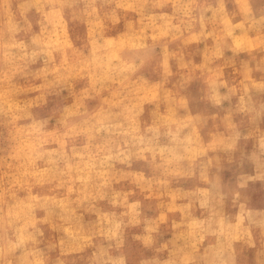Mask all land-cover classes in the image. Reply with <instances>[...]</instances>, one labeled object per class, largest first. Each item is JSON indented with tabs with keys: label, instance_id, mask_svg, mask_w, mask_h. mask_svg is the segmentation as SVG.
<instances>
[{
	"label": "rangeland",
	"instance_id": "rangeland-1",
	"mask_svg": "<svg viewBox=\"0 0 264 264\" xmlns=\"http://www.w3.org/2000/svg\"><path fill=\"white\" fill-rule=\"evenodd\" d=\"M0 28V264H264V0H0Z\"/></svg>",
	"mask_w": 264,
	"mask_h": 264
},
{
	"label": "bare ground",
	"instance_id": "bare-ground-1",
	"mask_svg": "<svg viewBox=\"0 0 264 264\" xmlns=\"http://www.w3.org/2000/svg\"><path fill=\"white\" fill-rule=\"evenodd\" d=\"M8 1H9V0H8ZM10 1H11V0H10ZM34 1H35V0H34ZM61 1H62V0H61ZM212 1H213V0H212ZM224 1H225V0H224ZM38 2H39V1H37L36 3H38ZM63 2H64V1H63ZM177 2H178V1H177ZM189 2H190V1H189ZM196 2H197V1H196ZM207 2H208V1H207ZM235 2H236V1H235ZM10 3H11V2H10ZM18 3H19V2H18ZM20 3H21V2H20ZM20 3H19V5H20ZM34 3H35V2H34ZM36 3H35V4H36ZM158 3H159V2H158ZM187 3H188V2H187ZM213 3H214V2H213ZM207 4H208V3H207ZM216 4H217V3H216ZM225 4H226V3H225ZM180 5H181V4H180ZM199 5H200V3H199ZM205 5H206V4H205ZM24 6H25V5H24ZM24 6H23V7H24ZM127 6H128V5H127ZM134 6H135V5H134ZM155 6H156V5H155ZM158 6H160V5H158ZM206 6H207V5H206ZM62 7H63V6H62ZM16 8H17V7H16ZM25 8H26V7H25ZM186 8H187V7H186ZM246 8H247V7H246ZM248 8H249V7H248ZM256 8H257V7H256ZM261 8H262V7H261ZM135 9H136V7H135ZM187 9H188V8H187ZM224 9H225V8H224ZM224 9H223V10H224ZM259 9H260V8H259ZM8 10H10V9H8ZM8 10H7V11H8ZM27 10H28V9H27ZM38 10H39V9H38ZM175 10H176V9H175ZM210 10H211V9H210ZM223 10H222V11H223ZM33 11H34V10H33ZM76 11H77V10H76ZM173 11H174V10H173ZM184 11L187 12L186 10H184ZM184 11H183V13H184ZM220 11H221V10H220ZM222 11H221V13H222ZM8 12H9V11H8ZM29 12H30V11H29ZM136 12H137V11H136ZM150 12H151V11H150ZM176 12H177V10H176ZM207 12H208V11H207ZM239 12H240V11H239ZM247 12H248V11H247ZM9 13H10V12H9ZM9 13H8V14H9ZM84 13H85V12H84ZM84 13H83V14H84ZM86 13H87V11H86ZM241 13H242V12H241ZM244 13H245V12H244ZM252 13H253V12H252ZM115 14L117 15V13H115ZM166 14H167V13H165V15H166ZM222 14H223V13H222ZM6 15H7V14H6ZM59 15L61 16V14H59ZM84 15H85V14H84ZM86 15H88V14H86ZM111 15H112V13H111ZM151 15H152V14H151ZM167 15H168V14H167ZM172 15H173V14H172ZM184 15H185V14H184ZM190 15H191V14H190ZM199 15H201V14H199ZM203 15H204V14H203ZM207 15H208V14H207ZM209 15H210V14H209ZM244 15H245V14H244ZM246 15H247V14H246ZM258 15H259V14H258ZM99 16H100V15H99ZM109 16H110V15H109ZM112 16H113V15H112ZM133 16H134V14H133ZM143 16H144V15H143ZM177 16H178V15H177ZM223 16H224V15H223ZM250 16H251V15H250ZM84 17H86V16H84ZM100 17H101V16H100ZM113 17H116V16H113ZM202 17H203V16H202ZM258 17H259V16H258ZM60 18H62V17H60ZM77 18H78V17H77ZM110 18H111V17H110ZM210 18H211V17H210ZM239 18H240V17H239ZM253 18H254V17H253ZM253 18H252V20H253ZM262 18H263V17H262ZM74 19H75V18H74ZM85 19H86V18H85ZM115 19H116V18H115ZM132 19H133V18H132ZM134 19H135V17H134ZM134 19H133V20H134ZM236 19H238V18H236ZM236 19H235V20H236ZM258 19H259V18H258ZM11 20H12V19H11ZM98 20H99V19H98ZM113 20H114V19H113ZM113 20H112V21H113ZM116 20H117V19H116ZM127 20H128V19H127ZM136 20H137V19H136ZM157 20H158V19H157ZM211 20H212V19H211ZM230 20H231V19H230ZM247 20H249V19H247ZM252 20H251V21H252ZM6 21H7V20H6ZM99 21H100V20H99ZM237 21H238V20H237ZM257 21H258V20H257ZM7 22H8V21H7ZM10 22H11V21H10ZM10 22H9V23H10ZM13 22H14V21H13ZM13 22H12V23H13ZM240 22H241V21H240ZM240 22H238V23H240ZM139 23H140V22H139ZM163 23H164V22H163ZM198 23H199V22H198ZM211 23H212V21H211ZM238 23H237V26L235 25V28L238 27ZM17 24H18V23H17ZM98 24H99V23H98ZM161 24H162V23H161ZM241 24H242V23H241ZM249 24H250V23H249ZM252 24H254V23H252ZM256 24H257V22H256ZM15 25H16V24H15ZM146 25H147V24H146ZM171 25H172V24H171ZM196 25H198V24H196ZM203 25H204V24H203ZM104 26H105V25H104ZM164 26H165V25H164ZM164 26H162V27H164ZM180 26H181V25H180ZM198 26H199V25H198ZM257 26H258V24H257ZM17 27H18V26H17ZM54 27H55V26H54ZM94 27H96V26H94ZM167 27H168V25H167ZM185 27H186V25H185ZM200 27H201V26H200ZM241 27H242V26H241ZM101 28H102V26H101ZM170 28H172V27H170ZM181 28H182V27H181ZM196 28H197V27H196ZM203 28H204V27H203ZM0 29H1V28H0ZM11 29H13V28H11ZM54 29H56V28H54ZM54 29H52V30H54ZM133 29H134V27H133ZM148 29H149V28H148ZM166 29H167V28H166ZM179 29H180V28H179ZM40 30H41V29H40ZM134 30H135V29H134ZM154 30H155V29H154ZM180 30H181V29H180ZM189 30H190V29H189ZM202 30H203V29H202ZM238 30H239V29H238ZM240 30H241V29H240ZM242 30H243V29H242ZM245 30H246V29H245ZM56 31H57V30H56ZM143 31H145V30H143ZM143 31H142V32H143ZM159 31H160V29H159ZM15 32H16V30H15ZM20 32H21V31H20ZM183 32H184V31H183ZM192 32H194V31H192ZM202 32H203V31H202ZM204 32H205V31H204ZM209 32H210V31H209ZM211 32H212V31H211ZM211 32H210V33H211ZM220 32H221V31H220ZM243 32H244V31H243ZM56 33H57V32H56ZM119 33H120V32H119ZM184 33H185V32H184ZM194 33H195V32H194ZM194 33H192V34H194ZM215 33H216V32H215ZM230 33H231V32H230ZM230 33H228L229 36H230ZM255 33H256V32H255ZM87 34H88V33H87ZM123 34H124V33H123ZM196 34H197V33H196ZM208 34H209V33H208ZM226 34H227V33H226ZM245 34H246V32H245ZM259 34H260V33H259ZM1 35H2V34H1ZM216 35H217V34H216ZM237 35H238V34H237ZM247 35H248V34H247ZM40 36H41V35H40ZM154 36H155V35H154ZM209 36H211V35H209ZM239 36H240V35H239ZM243 36H244V33H243ZM0 37H1V36H0ZM62 37H63V36H62ZM112 37H113V36H112ZM112 37H111V38H112ZM179 37H180V35H179ZM194 37H195V36H194ZM39 38H40V37H39ZM92 38H93V37H92ZM145 38H146V37H145ZM242 38H243V37H242ZM244 38H245V36H244ZM249 38H250V37H249ZM2 39H3V38H2ZM208 39H209V38H208ZM222 39H223V38H222ZM240 39H241V38H240ZM0 40H1V39H0ZM183 40H184V39H182V41H183ZM185 40H186V39H185ZM206 40H207V39H206ZM217 40H218V39H217ZM227 40H228V39H227ZM236 40H237V38H236ZM241 40H242V39H241ZM250 40H251V39H250ZM250 40H249V41H250ZM23 41H24V40H23ZM57 41H58V39H57ZM63 41H64V40H63ZM69 41H70V40H69ZM113 41H114V40H113ZM145 41H147V40H145ZM211 41H212V40H211ZM211 41H210V43H211ZM220 41H222V40H220ZM239 41H240V40H239ZM239 41H238V42H239ZM242 41H244V40H242ZM246 41H247V40H246ZM246 41H245V42H246ZM3 42H4V41H3ZM59 42H61V41L59 40ZM114 42H115V41H114ZM187 42H188V41H187ZM189 42H190V41H189ZM202 42H203V41H202ZM232 42H233V41H232ZM247 42H248V41H247ZM18 43H19V42H18ZM22 43H23V42H22ZM28 43H29V42H28ZM38 43H39V42H38ZM47 43H48V42H46V44H47ZM70 43H71V42H70ZM235 43H236V42H235ZM259 43H260V42H259ZM60 44H61V43H60ZM62 44H63V43H62ZM67 44H68V42H67ZM67 44H66V45H67ZM71 44H72V43H71ZM91 44H92V43H91ZM91 44H90V45H91ZM111 44H112V43H111ZM111 44H110V45H111ZM118 44H119V43H118ZM212 44H213V43H212ZM233 44H234V43H233ZM252 44H253V43H252ZM260 44H261V43H260ZM260 44H259V45H260ZM49 45H50V44H49ZM51 45H52V44H51ZM64 45H65V43H64ZM122 45H123V44H122ZM243 45H244V43H240V42L237 43V46H243ZM23 46H24V45H23ZM58 46H59V44H58ZM67 46H68V45H67ZM69 46H71V45H69ZM105 46H106V45H105ZM120 46H121V44H120ZM248 46H249V45H248ZM252 46H253V45H252ZM263 46H264V45H263ZM3 47H4V45H3ZM6 47H7V46H6ZM127 47H128V46H127ZM146 47H147V46H146ZM151 47H152V46H151ZM167 47H168V46H167ZM210 47H211V46H210ZM234 47H235V46H234ZM234 47H233V48H234ZM246 47H247V46H246ZM48 48H49V47H48ZM58 48H59V47H58ZM138 48H139V47H138ZM231 48H232V47H231ZM7 49H9V48L7 47ZM83 49H84V48H83ZM102 49H103V48H102ZM133 49H134V48H133ZM235 49H237V48H235ZM247 49H248V48H247ZM32 50H33V49H32ZM80 50H81V49H80ZM84 50H85V49H84ZM99 50H100V49H99ZM99 50H98V51H99ZM216 50H217V49H216ZM219 50H220V48H219ZM219 50H217V51H219ZM244 50H245V48H244ZM262 50H263V49H262ZM95 51H96V50H95ZM194 51H195V50H194ZM198 51H199V50H198ZM236 51H238V49H237ZM236 51H235V52H236ZM204 52H205V51H204ZM208 52H209V51H208ZM34 53H35V52H34ZM34 53H33V54H34ZM79 53H80V52H79ZM79 53H78V54H79ZM191 53H192V52H191ZM198 53H199V52H198ZM205 53H206V52H205ZM33 54H31V56H32ZM69 54H70V53H69ZM81 54H82V53H81ZM84 54H85V53H84ZM86 54H88V53H86ZM86 54H85V55H86ZM95 54H96V53H95ZM114 54H117V53L114 52ZM203 54H204V53H203ZM207 54H208V53H207ZM232 54H233V53H232ZM92 55H94V54H92ZM190 55H191V54H190ZM224 55H225V54H224ZM234 55H235V54H234ZM244 55L246 56V54H244ZM256 55H257V54H256ZM50 56H51V58H52V59H51V58H50V59H51V60H54L51 54H50ZM68 56H69V55H68ZM70 56H71V55H70ZM86 56H87V55H86ZM179 56H180V55H179ZM204 56H205V55H204ZM221 56H222V55H221ZM63 57H64V56H63ZM83 57H85V56H83ZM93 57H94V56H93ZM162 57H163V56H162ZM182 57H183V56H182ZM186 57H187V56H186ZM217 57H219V56L217 55ZM246 57H247V56H246ZM64 58H65V57H64ZM107 58H108V56H107ZM180 58H181V57H180ZM187 58H189V57H187ZM192 58H193V57H192ZM192 58H190V59H192ZM212 58H213V57H212ZM227 58H228V57H227ZM5 59H6V58H5ZM23 59H24V58H23ZM50 59H49V60H50ZM112 59H113V58H112ZM112 59H111V60H112ZM119 59H120V58H119ZM162 59H163V58H162ZM207 59H209V58H207ZM95 60H96V59H95ZM107 60H108V59H107ZM109 60H110V59H109ZM111 60H110V61H111ZM200 60H201V59H200ZM220 60H221V59H220ZM243 60H244V59H243ZM57 61H58V60H57ZM120 61H122V60L120 59ZM178 61H179V60H178ZM184 61H185V60H184ZM208 61H209V60H208ZM212 61H213V60H211V62H212ZM49 62H50V61H48V63H49ZM51 62H52V61H51ZM64 62H65V61H64ZM153 62H154V60H153ZM174 62H175V61H174ZM204 62H205V60H204ZM220 62H221V61H220ZM234 62H236V61H234ZM248 62H249V61H248ZM66 63H67V61H66ZM83 63H84V61H83ZM162 63H163V62H162ZM209 63H210V61H209ZM232 63H233V62H232ZM232 63H231V64H232ZM249 63H250V62H249ZM72 64H73V63H72ZM89 64H90V62H89ZM119 64H120V63H119ZM223 64H224V63H223ZM239 64H240V63H239ZM251 64H252V63H251ZM8 65H9V64H8ZM65 65H66V64H65ZM91 65H92V64H91ZM129 65H132V64H129ZM148 65H149V64H148ZM176 65H177V64H176ZM194 65H195V64H194ZM194 65H193V66H194ZM229 65H230V64H229ZM229 65H227V66H229ZM254 65H255V64H254ZM63 66H64V65H63ZM66 66H67V65H66ZM66 66H64V67H66ZM81 66H82V65H81ZM132 66H134V65H132ZM142 66H143V65H142ZM142 66H141V67H142ZM185 66H186V65H185ZM200 66H201V64H200ZM202 66H203V65H202ZM78 67H79V66H78ZM78 67H77V68H78ZM83 67H84V66H83ZM83 67H82V68H83ZM112 67H113V66H112ZM126 67H127V66H126ZM150 67H151V66H150ZM152 67H153V66H152ZM198 67H199V66H198ZM7 68H8V67H7ZM7 68H6V69H7ZM77 68H76V69H77ZM121 68H122V67H121ZM121 68H120V69H121ZM130 68H131V67H130ZM167 68H168V67H167ZM175 68H176V67H175ZM221 68H222V67H221ZM253 68H254V67H253ZM47 69H49V67H48ZM53 69H54V68H53ZM73 69H75V68L73 67ZM136 69H137V68H136ZM169 69H170V68H169ZM172 69H174V68H172ZM201 69H202V67H201ZM8 70H9V69H8ZM105 70H106V69H105ZM170 70H171V69H170ZM214 70H215V69H214ZM10 71H11V69H10ZM30 71H31V70H30ZM46 71H47V70H46ZM46 71H45V72H46ZM48 71H49V70H48ZM71 71H72V69H71ZM71 71H69V72H71ZM77 71H78V70H77ZM114 71H116V70H114ZM125 71H126V70H125ZM130 71H131V70H130ZM168 71H169V70H168ZM67 72H68V71H67ZM78 72H79V71H78ZM112 72H113V71H112ZM121 72H122V70H121ZM148 72H149V71H148ZM164 72H165V71H164ZM169 72H170V71H169ZM192 72H193V70H192ZM214 72H215V71H214ZM217 72H219V71H217ZM217 72H216V73H217ZM1 73H2V72H1ZM38 73H39V72H38ZM40 73H41V75H42V72H40ZM101 73H102V72H101ZM116 73H117V72H116ZM130 73H131V72H130ZM179 73H180V72H179ZM211 73H212V72H211ZM263 73H264V72H263ZM4 74H5V73H4ZM91 74H92V73H91ZM102 74H103V73H102ZM106 74H107V73H106ZM132 74H133V73H132ZM220 74H221V73H220ZM2 75H3V74H2ZM26 75H27V74H26ZM28 75H29V74H28ZM32 75H33V74H32ZM34 75H35V74H34ZM62 75H63V74H62ZM89 75H90V74H89ZM89 75H88V76H89ZM97 75H98V74H96V78H97ZM118 75H119V74H118ZM162 75H163V74H162ZM164 75H166V74H164ZM180 75H181V74H180ZM198 75H199V74H198ZM201 75H202V74H201ZM245 75H246V74H245ZM253 75H254V74H253ZM7 76H8V75H7ZM52 76H53V75H52ZM218 76H219V75H218ZM256 76H257V75H256ZM262 76H263V75H262ZM11 77H12V76H11ZM69 77H70V76H69ZM76 77H77V76H76ZM98 77H99V76H98ZM112 77H113V76H112ZM162 77H163V76H162ZM164 77H165V76H164ZM43 78H44V77H43ZM87 78H88V77H87ZM90 78H91V77H90ZM94 78H95V76H94ZM102 78H103V77H102ZM123 78H124V77H123ZM125 78H126V77H125ZM170 78H171V77H170ZM261 78H262V77H261ZM261 78H260V79H261ZM6 79H7V78H6ZM13 79H14V78H13ZM54 79H55V77H54ZM74 79H76V78H74ZM145 79H146V77H145ZM145 79H144V80H145ZM163 79H164V78H163ZM167 79H168V78H167ZM202 79H203V78H202ZM8 80H9V79H8ZM10 80H11V79H10ZM91 80H92V79H91ZM91 80H90V82H91ZM102 80H103V79H102ZM105 80H106V79H105ZM170 80H171V79H170ZM177 80H178V79H177ZM258 80H259V79H258ZM1 81H2V80H1ZM68 81H70V80H68ZM92 81H93V80H92ZM96 81H97V80H96ZM100 81H101V79L99 80V82H100ZM164 81H165V79H164ZM181 81H182V80H181ZM213 81H214V80H213ZM247 81H248V80H247ZM5 82H6V81H5ZM8 82H9V81H8ZM45 82H46V81H45ZM45 82H44V83H45ZM66 82H67V81H66ZM79 82H80V81H79ZM145 82H146V81H145ZM157 82H158V81H157ZM162 82H163V81H162ZM162 82H161V83H162ZM194 82H195V81H194ZM196 82H197V81H196ZM205 82H206V81H205ZM216 82H218V81L216 80ZM41 83H42V82H41ZM92 83H93V82H92ZM100 83H101V82H100ZM121 83H122V82H121ZM137 83H138V82H137ZM207 83H208V82H207ZM256 83H257V82H256ZM258 83H260V82H258ZM51 84H52V83H51ZM90 84H91V83H90ZM102 84H105V83H102ZM102 84H101V85H102ZM126 84H127V83H126ZM140 84H141V83H140ZM142 84H143V83H142ZM159 84H160V83H159ZM200 84H201V83H200ZM202 84H203V83H202ZM208 84H209V83H208ZM214 84H216V83L214 82ZM250 84H251V83H250ZM49 85H50V84H49ZM204 85H205V84H204ZM233 85H234V84H233ZM254 85L256 86L255 83H254ZM254 85H253V86H254ZM260 85H261V84H260ZM262 85H263V84H262ZM262 85H261V86H262ZM9 86H10V85H9ZM46 86H48V85H46ZM71 86H72V85H71ZM141 86H143V85H141ZM149 86H150V85H149ZM149 86H148V87H149ZM194 86H195V85H194ZM200 86H201V85H200ZM208 86H209V85H208ZM212 86H214V85H212ZM257 86H258V85H257ZM101 87H102V86H101ZM131 87H133V86H131ZM143 87H144V86H143ZM143 87H142V88H143ZM215 87H216V86H215ZM215 87H214V88H215ZM259 87H260V86H259ZM21 88H22V87H21ZM27 88H28V87H27ZM38 88H39V86H38ZM41 88H42V87H41ZM102 88H104V87H102ZM166 88H167V87H166ZM179 88H180V87H179ZM194 88H195V87H193V88H191V89H194ZM209 88H210V87H209ZM212 88H213V87H212ZM256 88H258V87H256ZM185 89H186V88H185ZM215 89H217V88H215ZM215 89H213V91H214ZM254 89H255V88H254ZM261 89H262V88H261ZM160 90H161V89H160ZM160 90H159V91H160ZM198 90H200V89H198ZM230 90H231V89H230ZM246 90H247V89H246ZM249 90H250V89H249ZM255 90H256V89H255ZM259 90H260V89H259ZM26 91H27V90H26ZM26 91H25V92H26ZM63 91H64V90H63ZM143 91H144V89H143ZM145 91H146V90H145ZM149 91H150V88H149ZM185 91H187V90H185ZM217 91H218V90H217ZM86 92H87V91H86ZM147 92H148V91H147ZM180 92H181V91H180ZM224 92H225V91H224ZM168 93H169V91H168ZM204 93H205V92H204ZM217 93H218V92H217ZM1 94H2V93H1ZM140 94H141V93H140ZM220 94H221V93H220ZM231 94H232V93H231ZM61 95H63V94H61ZM78 95H79V94H78ZM183 95H184V94H183ZM186 95H187V93H186ZM213 95H214V94H213ZM227 95H228V94H227ZM26 96H27V95H26ZM202 96H203V95H202ZM205 96H207V95H205ZM258 96H259V95H258ZM260 96H261V95H260ZM19 97H20V96H19ZM73 97H74V96H73ZM77 97H78V96H77ZM167 97H168V96H167ZM187 97H188V96H187ZM187 97H186V98H187ZM225 97H226V96H225ZM231 97H232V96H231ZM245 97H246V96H245ZM248 97L250 98L249 94H248ZM157 98L159 99V97H157ZM160 98H161V96H160ZM217 98H218V97H217ZM217 98H216V99H217ZM227 98H228V97H227ZM229 98H230V97H229ZM254 98H255V97H254ZM21 99H22V98H21ZM32 99H33V98H32ZM181 99H182V98H181ZM187 99H188V98H187ZM219 99H220V98H219ZM240 99H241V98H239V100H240ZM26 100H27V98H26ZM26 100H25V101H26ZM77 100H78V99H77ZM155 100H156V99H155ZM241 100H243V99H241ZM244 100H245V99H244ZM259 100H260V99H259ZM28 101H29V100H28ZM28 101H27V102H28ZM33 101H34V100H33ZM57 101H58V100H57ZM157 101H158V100H157ZM8 102H9V101H8ZM10 102H11V101H10ZM65 102H66V101H65ZM73 102H75V101H73ZM184 102H185V101H184ZM228 102H229V101H228ZM25 103H26V102H25ZM30 103H31V102H30ZM30 103H29V104H30ZM38 103H39V102H38ZM38 103H37V104H38ZM69 103H70V102H69ZM69 103H68V104H69ZM158 103H159V102H158ZM185 103H186V102H185ZM185 103H183V104H185ZM188 103H189V102H188ZM156 104H157V102H156ZM237 104H238V103H237ZM237 104H236V105H237ZM1 105H2V104H1ZM1 105H0V106H1ZM23 105H24V104H23ZM60 105H61V102H60ZM73 105H74V104H73ZM196 105H197V104H196ZM75 106H76V105H75ZM174 106H175V105H174ZM185 106H187V105H185ZM1 107H2V106H1ZM9 107H10V106H9ZM25 107H26V106H25ZM55 107H56V106H55ZM61 107H62V106H61ZM156 107H157V105H156ZM158 107H159V105H158ZM187 107H188V106H187ZM247 107H248V106H247ZM71 108L73 109L72 106L70 107V110H71ZM240 108H241V107H240ZM253 108H254V107H253ZM62 109H63V108H62ZM205 109H206V108H205ZM249 109H250V108H248V110H249ZM65 110H66V109H65ZM75 110H76V109H74V111H75ZM226 110H227V109H226ZM229 110H230V109H229ZM229 110H228V111H229ZM256 110H257V109H256ZM12 111H13V110H12ZM72 111H73V110H72ZM182 111H183V113H184V110H182ZM206 111L208 112V110H206ZM249 111H250V110H249ZM31 112H32V111H31ZM56 112H57V110H56ZM65 112H66V111H65ZM188 112H189V110H188ZM188 112H187V113H188ZM259 112H260V111H259ZM44 113H45V112H44ZM63 113H64V112H63ZM69 113H70V112H69ZM175 113H176V112H175ZM219 113H220V111H219ZM45 114H46V113H45ZM60 114H61V113H60ZM201 114H202V113H201ZM222 114H223V113H221L220 115H222ZM163 115H164V114H163ZM177 115H178V114H177ZM192 115H193V114H192ZM0 116H1V115H0ZM217 116H218V115H217ZM262 116H263V115H262ZM37 117H38V115H37ZM39 117H40V116H39ZM173 117H174V116H172V118H173ZM202 117H203V116H202ZM221 117H222V116H221ZM88 118H89V117H88ZM90 118H92V117H90ZM217 118H218V117H217ZM224 118H225V117H224ZM65 119H66V118H65ZM173 119H174V118H173ZM177 119H178V118H177ZM193 119H194V118H193ZM205 119H206V118H205ZM205 119H204V120H205ZM210 120H211V119H210ZM83 121H84V120H83ZM83 121H82V122H83ZM68 122H69V121H68ZM86 122H88V121H86ZM86 122H84V123H86ZM165 122H166V121H165ZM169 122H170V121H169ZM169 122L167 121V123H169ZM175 122H177V121H175ZM178 122H179V121H178ZM34 123H35V122H34ZM80 123H81V122H80ZM186 123H187V122H186ZM210 123H211V122H210ZM210 123H208V124H210ZM229 123H230V122H229ZM87 124H88V123H87ZM170 124H171V123H170ZM182 124H183V123H182ZM184 124H185V123H184ZM128 125H129V124H128ZM130 125H131V124H130ZM179 125H180V123H179ZM230 125H231V124H230ZM73 126H74V125H73ZM75 126H76V125H75ZM85 126H86V125H85ZM88 126H89V125H88ZM212 126H213V125H212ZM100 127H101V126H100ZM178 127H179V126H178ZM205 127H206V126H205ZM213 127H214V126H213ZM104 128H105V127H104ZM71 129H72V128H71ZM99 129H100V128H99ZM102 129H103V128H102ZM208 129H211V128H208ZM72 130H73V129H72ZM106 130H107V129H106ZM174 130H175V129H174ZM88 131H89V130H88ZM206 131H207V130H206ZM179 132H180V131H179ZM188 132H189V131H188ZM211 132H213V131H211ZM204 133H205V132H204ZM263 133H264V132H263ZM173 134H174V133H173ZM175 134H176V133H175ZM175 134H174V135H175ZM179 134H180V133H179ZM215 135H216V134H215ZM217 135H218V134H217ZM219 135H220V134H219ZM263 135H264V134H263ZM181 136H182V135H181ZM261 136H262V135H261ZM215 137H216V136H215ZM263 138H264V137H263ZM191 139H193V138L186 137L185 139H183V141L181 140L180 142H182L183 144L185 143V144L183 145V147H185V146L188 145V143H189L188 141H190V143H192V140H191ZM177 140H179V139L177 138ZM209 140H210V139H209ZM231 140H232V139H231ZM263 141H264V140H263ZM227 142H228V141H227ZM231 144H232V143H231ZM208 145H209V144H208ZM208 145H207V146H208ZM226 145H228V144H226ZM214 147H215V146H214ZM228 148H229V147H228ZM242 148H243V147H242ZM195 149H196V148H195ZM200 149H201V148H200ZM223 149H224V147H223ZM73 150H74V149H73ZM73 150H72V151H73ZM201 150H205V149H201ZM73 153H74V152H73ZM190 154H191V153H190ZM190 154H189V155H190ZM225 154H226V153H225ZM79 155H80V154H79ZM213 155H214V154H213ZM226 155H227V154H226ZM229 156H230V155H229ZM220 157H221V156H220ZM194 158H195V157H194ZM209 158H210V157H209ZM37 159H38V158H37ZM89 159H90V158H89ZM205 159H206V158H205ZM82 160H83V159H82ZM206 160H207V159H206ZM73 161H74V160H73ZM100 161H101V159H100ZM195 162H197V161H195ZM77 163H78V162H77ZM84 163H85V162H84ZM100 163H102V162H100ZM85 164H87V163H85ZM181 164L183 165V163H181ZM191 164H192V162H191ZM204 164H205V163H204ZM92 165H93V164H91V166H92ZM86 166H87V165H86ZM88 166H89V165H88ZM102 166H103V165H102ZM102 166H101V167H102ZM203 166H204V165H203ZM25 167H26V166H25ZM74 167H75V165H74ZM89 167H90V166H89ZM181 167H182V166H181ZM181 167H180V168H181ZM195 167H196V166H195ZM216 167H217V166H216ZM44 168H47V167H44ZM70 168H72V166H71ZM191 168H192V167H191ZM226 168H227V167H226ZM41 169H43V168H41ZM82 169H83V168H82ZM44 170H45V169H44ZM46 170H47V169H46ZM75 170H76V169H75ZM198 170H199V169H198ZM19 171H20V170H19ZM27 171H28V170H27ZM36 171H37V170H36ZM42 171H43V170H42ZM73 171H74V170H73ZM79 171H80V170H79ZM79 171H78V172H79ZM82 171H83V170H82ZM100 171H101V170H100ZM192 171H193V170H192ZM207 171H208V170H207ZM28 172H29V171H28ZM45 172H46V171H45ZM71 172H72V171H71ZM195 172H196V171H195ZM205 172H206V171H205ZM38 173H40V171H39ZM49 173H50V172H49ZM64 173H65V172H64ZM66 173H67V171H66ZM97 173H98V172H97ZM138 173H139V172H138ZM146 173H147V172H146ZM21 174H22V172H21ZM40 174H41V173H40ZM89 174H90V173H89ZM102 174H103V172H102ZM133 174H134V173H133ZM140 174H141V173H140ZM195 174H196V173H195ZM17 175H18V174H17ZM25 175H26V174H25ZM30 175H31V174H30ZM32 175H33V174H32ZM32 175H31V176H32ZM34 175H35V174H34ZM136 175H137V174H136ZM138 175H139V174H138ZM138 175H137V176H138ZM192 175H193V174H192ZM213 175H214V174H213ZM49 176H50V175H49ZM101 176H102V175H101ZM196 176H197V175H196ZM210 176H211V175H210ZM45 177H46V176H45ZM138 177H139V176H138ZM85 178H86V177H85ZM97 178H98V176H97ZM210 178H211V177H210ZM91 179H92V178H90V180H91ZM102 179H103V176H102ZM56 180H57V179H56ZM209 180H210V179H209ZM44 181H45V180H44ZM87 181H88V180H87ZM101 182H102V181H101ZM40 183H41V182H40ZM96 183H97V182H96ZM57 184H58V183H57ZM69 184H70V183H69ZM84 184H86V183H84ZM102 184H103V183H102ZM113 185H114V184H113ZM141 186H142V185H141ZM195 186H196V185H195ZM243 186H244V185H243ZM263 186H264V185H263ZM23 187H25V186H23ZM85 187H86V186H85ZM128 187H129V186H128ZM52 188H54V187H52ZM63 188H64V187H63ZM74 188H75V187H74ZM86 188H87V187H86ZM86 188H85V189H86ZM143 188H144V186H143ZM143 188H142V190H143ZM145 188H147V186H145ZM145 188H144V189H145ZM213 188H214V187H213ZM48 189H49V188H48ZM54 189H55V188H54ZM164 189H165V188H164ZM203 189H204V188H203ZM206 189H207V188H206ZM76 190H77V189H76ZM87 190H88V189H87ZM114 190H115V189H114ZM121 190H122V189H121ZM128 190H129V189H128ZM130 190H131V189H130ZM150 190H151V188H150ZM182 190H183V189H182ZM189 190H190V189H189ZM192 190H193V189H192ZM78 191H80V190H78ZM81 191H82V190H81ZM125 191H126V190H125ZM183 191H184V190H183ZM208 191H209V190H208ZM86 192H87V191H86ZM103 192H104V191H103ZM105 192H106V191H105ZM116 192H117V191H116ZM131 192H132V190H131ZM139 192H140V191L138 190L137 193H139ZM175 192H176V191H175ZM179 192H180V191H179ZM204 192H205V191H204ZM210 192H211V191H210ZM89 193H90V192H89ZM106 193H107V192H106ZM201 193H202V192H201ZM207 193H208V192H207ZM219 193H221V192H219ZM61 194H62V193H61ZM86 194H87V193H86ZM92 194H93V193H92ZM108 194H109V193H108ZM204 194H205V193H204ZM48 195H49V194H48ZM95 195H96V194H95ZM112 195H113V194H112ZM116 195H117V194H116ZM138 195H139V194H138ZM144 195H145V194H144ZM43 196H44V195H43ZM84 196H85V195H84ZM99 196H100V194H99ZM149 196H150V195H149ZM59 197H60V196H59ZM64 197H65V196H64ZM68 197H69V196H68ZM200 197H201V196H200ZM95 198H96V197H95ZM100 198H101V197H100ZM207 198H208V197H207ZM49 199H50V198H49ZM60 199H61V198H60ZM65 199H66V198H65ZM128 199H129V198H128ZM204 199H205V198H204ZM20 200H21V199H20ZM72 200H73V199H72ZM95 200H96V199H95ZM157 200H158V199H157ZM161 200H162V199H161ZM227 200H228V199H227ZM2 201H3V200H2ZM4 201H5V200H4ZM38 201H39V200H38ZM78 201H79V200H78ZM81 201H82V200H81ZM85 201H86V200H85ZM85 201H84V202H85ZM131 201H132V200H131ZM131 201H129V202H131ZM167 201H168V200H167ZM20 202H21V201H20ZM61 202H62V200H61ZM72 202H73V201H72ZM106 202H107V201H106ZM159 202H160V201H159ZM165 202H166V201H165ZM4 203H5V202H4ZM46 203H47V202H46ZM85 203H86V202H85ZM138 203H139V201H138ZM141 203H142V202H141ZM156 203H157V202H156ZM195 203H196V202H195ZM243 203H244V202H243ZM24 204H25V203H24ZM58 204H59V203H58ZM159 204H160V203H159ZM180 204H181V203H180ZM180 204H179V205H180ZM18 205H19V203H18ZM28 205H29V204H28ZM46 205H47V204H46ZM79 205H80V204H79ZM107 205H108V204H107ZM34 206H35V204H34ZM81 206H83V205H81ZM190 206H191V205H190ZM9 207H10V206H9ZM41 207H42V206H41ZM136 207H137V205H136ZM196 207H197V206H196ZM196 207H194V208H196ZM21 208H22V207H21ZM24 208H25V207H24ZM31 208H32V207H31ZM83 208H84V207H83ZM83 208H82V209H83ZM155 208H156V204H155ZM189 208H190V207H188V209H189ZM212 208H213V207H212ZM78 209H79V208H78ZM210 209H211V208H210ZM6 210H7V212H9L8 209H6ZM6 210H5V211H6ZM9 210H10V209H9ZM23 210H24V209H23ZM23 210H22V211H23ZM211 210H212V209H211ZM17 211H18V210H17ZM52 211H53V210H52ZM10 212H12V211H10ZM25 212H26V211H25ZM35 212H36V211H35ZM45 212H46V210H45ZM53 212H54V211H53ZM12 213H13V212H12ZM20 213H21V212H20ZM29 213H30V212H29ZM37 213H38V212H37ZM164 213H165V212H164ZM164 213H163V214H164ZM173 213H174V212H173ZM9 214H11V213H9ZM9 214H8V215H9ZM27 214H28V213H27ZM31 214H32V213H31ZM165 214H166V213H165ZM171 214H172V213H171ZM191 214H192V213H191ZM11 215H12V214H11ZM20 215H21V214H20ZM22 215H23V214H22ZM140 215H141V214H140ZM237 215H238V214H237ZM5 216H6V215H5ZM26 216H27V215H25V217H26ZM134 216H135V215H134ZM2 217H3V216H2ZM14 217H15V216H14ZM25 217H24V218H25ZM33 217H34V216H33ZM139 217H140V216H139ZM176 217H177V216H176ZM197 217H198V216H197ZM69 218H70V217H69ZM136 218H137V217H136ZM212 218H213V217H212ZM13 219H15V218H13ZM22 219H23V218H22ZM33 219H34V218H33ZM63 219H64V218H63ZM89 219H90V218H89ZM3 220H4V219H3ZM28 220H29V219H28ZM50 220H51V219H50ZM66 220H67V219H66ZM70 220H71V219H70ZM70 220H69V221H70ZM138 220H139V219H138ZM140 220H141V218H140ZM229 220H230V219H229ZM229 220H228V221H229ZM223 221H224V220H223ZM30 222H31V220H30ZM67 222H68V221H67ZM71 222H73V221H71ZM92 222H93V221H92ZM193 222H194V221H193ZM221 222H222V221H221ZM6 223H7V222H6ZM11 223H12V222H11ZM32 223H33V220H32ZM96 223H97V222H96ZM232 223H233V222H232ZM12 224H13V223H12ZM20 224H21V223H20ZM34 224H35V223H34ZM54 224H55V223H54ZM219 224H220V223H219ZM22 225H23V224H22ZM44 225H45V224H44ZM44 225H43V226H44ZM79 225H80V224H79ZM225 225H226V224H225ZM221 226H222V224H221ZM33 227H34V226H33ZM66 227H67V226H66ZM83 227H84V226H83ZM173 227H174V225H173ZM51 228H52V227H51ZM53 228H54V227H53ZM104 228H105V227H104ZM181 228H182V227H181ZM231 228H232V227H231ZM241 228H242V227H241ZM41 229H42V228H41ZM64 229H66V228H64ZM72 229H73V228H72ZM72 229H70V230H72ZM89 229H90V228H89ZM170 229H171V226H170ZM176 229H177V228H176ZM234 229H235V228H234ZM34 230H35V229H34ZM57 230H58V229H57ZM82 230H83V229H82ZM186 230H187V229H186ZM220 230H221V229H220ZM220 230H219V232H220ZM231 230H232V229H231ZM236 230H237V229H236ZM108 231H109V230H108ZM189 231H190V230H189ZM56 232H57V231H56ZM68 232H69V231H68ZM78 232H79V231H78ZM81 232H82V231H81ZM106 232H107V231H106ZM20 233H21V231H20ZM41 233H42V232H41ZM44 233H45V232H44ZM101 233H102V232H101ZM178 233H179V232H178ZM183 233H184V232H183ZM208 233H209V232H208ZM17 234H18V233H17ZM23 234H24V233H23ZM106 234H108V233H106ZM2 235H3V234H2ZM101 235H102V234H101ZM179 235H180V234H179ZM47 236H49V235L47 234ZM59 236H60V235H59ZM68 236H70V235H68ZM183 236H184V235H183ZM11 237H12V236H11ZM13 237H14V236H13ZM13 237H12V238H13ZM80 237H81V236H80ZM82 237H83V236H82ZM114 237H115V236H114ZM181 237H182V236H181ZM187 237H188V235H187ZM22 238H23V237H22ZM22 238H21V239H22ZM66 238H67V237H66ZM66 238H65V239H66ZM74 238H76V237H74ZM83 238H84V237H83ZM106 238H107V237H106ZM145 238H147V237H145ZM212 238H213V236H212ZM32 239H33V237H32ZM47 239H48V238H47ZM68 239H69V238H68ZM76 239L78 240V238H76ZM84 239H88V238L85 237ZM99 239H100V238H99ZM120 239H121V238H120ZM90 240H91V239H90ZM202 240H203V239H202ZM205 240H206V239H205ZM207 240L209 241V239H207ZM18 241H19V240H18ZM147 241H148V240H147ZM210 241H211V240H210ZM214 241H215V240H214ZM68 242H69V241H68ZM176 242H177V241H176ZM206 242H207V241H206ZM40 243H41V242H40ZM57 243H58V242H57ZM98 243H100V242H98ZM128 243H129V242H128ZM191 243H192V242H191ZM194 243H195V242H194ZM207 243H208V242H207ZM217 243H218V242H217ZM79 244H80V243H79ZM89 244H90V243H89ZM105 244H106V243H105ZM109 244H110V243H109ZM113 244H114V243H113ZM113 244H112V245H113ZM130 244H131V243H130ZM144 244H145V243H144ZM165 244H167V242H166ZM170 244H171V243H170ZM173 244H174V243H173ZM196 244H197V243H196ZM221 244H222V243H221ZM53 245H54V244H53ZM80 245L82 246V245H84V244H80ZM222 245H223V244H222ZM5 246H6V250L9 251V248L11 247V245H10V238H7V239H6V245H5ZM131 246H132V245H131ZM23 247H24V246H23ZM52 247H53V246H52ZM173 247H174V246H173ZM198 247H199V246H198ZM116 248H117V247H116ZM129 248H130V247H129ZM207 248H209V247H207ZM14 249H15V248H14ZM66 249H67V248H66ZM66 249H65V250H66ZM171 249H172V248H171ZM196 249H197V248H196ZM209 249H210V248H209ZM220 249H221V248H220ZM41 250H43V249H41ZM65 250H64V251H65ZM110 250H111V249H110ZM122 250H123V249H122ZM126 250H127V249H126ZM211 250H212V248H211ZM221 250H223V248H222ZM24 251H25V250H24ZM32 251H33V250H32ZM80 251H81V250H80ZM108 251H109V250H108ZM111 251H112V250H111ZM119 251H120V250H119ZM144 251H145V250H144ZM163 251H164V250H163ZM41 252H42V251H41ZM44 252H45V251H44ZM57 252H58V251H57ZM61 252H62V251H61ZM112 252H114V251H112ZM112 252H110V254H111ZM122 252L124 253V251H122ZM125 252H126V251H125ZM149 252H150V251H149ZM149 252H148V254H149ZM223 252H225V251H223ZM25 253H26V252H25ZM58 253H59V252H58ZM66 253H67V252H66ZM103 253H104V252H103ZM143 253H144V252H143ZM202 253H203V252H202ZM26 254H27V253H26ZM50 254H51V253H50ZM68 254H69V253H68ZM68 254H66V255H68ZM80 254H81V253H80ZM97 254H98V253H97ZM150 254L152 255V253H150ZM4 255H5V254H4ZM41 255H42V254H41ZM73 255H74V254H73ZM155 255H156V254H155ZM155 255L153 254V256H155ZM227 255H229V254H227ZM0 256H1V255H0ZM112 256H113V254H112ZM138 256H139V255H138ZM149 256H150V255H149ZM153 256H152V257H153ZM194 256H195V255H194ZM221 256H222V255H221ZM50 257H51V255H50ZM93 257H94V256H93ZM136 257H137V256H136ZM152 257H151V258H152ZM212 257H213V256H212ZM2 258H3V257H2ZM73 258H74V257H73ZM73 258H72V259H73ZM128 258H130V257H128ZM128 258H126V259H128ZM138 258H140V257H138ZM206 258H207V256H206ZM26 259H27V258H26ZM32 259H33V258H32ZM64 259H65V258H64ZM66 259H67V258H66ZM112 259H113V258H112ZM130 259H131V258H130ZM211 259H213V258H211ZM226 259H227V258H226ZM46 260H47V259H46ZM53 260H54V259H53ZM61 260H62V259H61ZM97 260H98V259H97ZM155 260H156V259H155ZM208 260H209V259H208ZM208 260H207V261H208ZM213 260H214V259H213ZM230 260H231V259H230ZM55 261H56V259H55ZM70 261H71V260H70ZM73 261H74V260H73ZM112 261H114V260H112ZM116 261H117V260H116ZM134 261H135V260H134ZM186 261H187V260H186ZM201 261H202V260H201ZM219 261H220V260H219ZM17 262H18V261H17ZM127 262H128V261H127ZM138 262H139V260H138ZM63 263H64V262H63ZM76 263H77V262H76ZM130 263H133V262H130ZM147 263H148V262H147ZM149 263H150V262H149ZM157 263H158V262H157ZM157 263H156V264H157ZM212 263H213V262H212ZM215 263H216V262H215ZM42 264H43V263H42ZM53 264H54V263H53ZM64 264H65V263H64ZM112 264H113V263H112ZM117 264H118V263H117ZM128 264H129V263H128ZM136 264H137V263H136ZM210 264H211V261H210Z\"/></svg>",
	"mask_w": 264,
	"mask_h": 264
}]
</instances>
